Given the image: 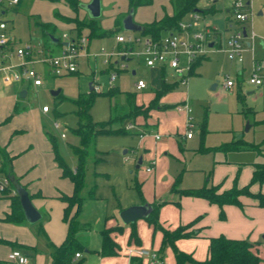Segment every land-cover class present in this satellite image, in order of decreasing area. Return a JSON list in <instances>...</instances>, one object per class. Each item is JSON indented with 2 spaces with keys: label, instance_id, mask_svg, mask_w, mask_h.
I'll return each instance as SVG.
<instances>
[{
  "label": "rangeland",
  "instance_id": "1",
  "mask_svg": "<svg viewBox=\"0 0 264 264\" xmlns=\"http://www.w3.org/2000/svg\"><path fill=\"white\" fill-rule=\"evenodd\" d=\"M230 1L195 2V7L203 9L214 4L213 12H206L204 18L219 30L221 45L231 32L225 28V18L228 16L235 22L233 11H227ZM101 4L99 21L108 32L89 36L88 29H83L82 34L87 36V40L75 72L44 75L43 85L37 88L29 86L24 97L17 96L19 84L0 92V140H10L15 151L14 169L26 173L29 188L39 189L45 195L41 207L43 217L29 224L37 239V249L45 254L50 250L46 221H49L48 228L55 235L66 230L62 221L63 203L57 194L72 191L71 180L61 175L54 161L52 146L44 130L55 135L58 153L66 165L74 169L77 158L72 146L79 144V137L72 127L82 129L86 122L91 121L95 135L87 147L84 184L80 191L83 200L78 214V219L88 226L78 232L84 245L81 257L75 258L78 264H131L130 248L158 251L163 264H177L172 247L161 245L159 226L154 227L145 216L138 217L133 223L121 220L120 206L137 203L156 204L158 223L165 228L191 224V229L198 233L180 237L175 244L194 259H204L208 236L224 234L249 239L259 257L254 264H264V206L257 205L256 200L246 194L239 196L241 205L227 202L220 206L204 196L184 192L204 185H214L220 191L247 185L251 192H264V182H251L256 163L264 162V90L249 81L254 71V60L257 63L255 70L264 74V0H250V4L244 7L250 12V17L239 24L246 28L245 41L250 44H245L243 60L229 59L220 46L210 47L194 71L189 73L187 83L178 81L166 94L165 100L170 103L166 114L153 111L148 116L154 122L151 121L150 128L145 129L144 142L140 141V134L134 129L127 132L100 130L103 126L105 129H118L128 122L137 123V118L125 117L102 123L113 115L123 114L120 107L128 106V93H134L135 101L141 104L148 92L160 89L163 81L173 84L179 80V75L170 68L162 74L159 69L147 66L144 59L134 53L127 54L130 59L121 60L122 54L118 51L126 44L116 40L118 31L109 29L115 26L117 12L127 8V0H101ZM169 5V0L139 5L135 8L134 20L138 21L150 12L159 14L164 9L169 10ZM141 9L145 12H140ZM55 10L68 16L83 17L85 14L81 7L75 12L63 2L50 0H21L19 4L8 7L0 17L6 19L10 34L17 40L10 47L22 46L29 41L38 47L43 42L35 18L55 23V33L59 36L63 31L77 36L70 23L55 18ZM188 16L186 14L183 18ZM252 31L255 33L253 39L249 37ZM119 32L145 34L122 26ZM13 60L19 62L20 58L14 56ZM133 69L135 74H132ZM114 70L118 74L111 82L109 76ZM138 77L148 83L147 88H135ZM226 80L233 83L228 88L224 86ZM112 88L114 90L110 94ZM56 89L60 91L53 95L51 90ZM10 97H18L20 110L3 121L12 112L9 109ZM80 99L89 100L87 108L79 106ZM185 101L189 103L193 122V136L190 138L185 136V115L174 105ZM44 105L48 107L47 111H43ZM146 120L149 119L144 120L145 126L150 122ZM55 121L60 122L59 126H54ZM137 127L142 129L144 126L137 124ZM154 132L161 136L157 145L153 139ZM125 149L128 151L124 152ZM142 153V162L136 167L134 156ZM150 164L153 170L156 168V175L145 171ZM117 224L120 228L113 232V237L118 244V253L102 256L98 252L100 231ZM132 224L138 241L131 237ZM136 258L140 264H150L146 254ZM182 264L192 262L187 259Z\"/></svg>",
  "mask_w": 264,
  "mask_h": 264
},
{
  "label": "trees",
  "instance_id": "2",
  "mask_svg": "<svg viewBox=\"0 0 264 264\" xmlns=\"http://www.w3.org/2000/svg\"><path fill=\"white\" fill-rule=\"evenodd\" d=\"M52 2H63L67 4L73 11H77L80 8L79 0H50ZM197 0H170L172 6L171 13H165L161 18L154 19L151 22H147L142 25L141 32L145 34H150L153 37H158L163 34V31L175 29L178 26L179 20L191 10H200L204 13L213 12V7H206L207 11H203V8L195 7V2ZM153 0H128L129 8H136L139 5L151 4ZM210 9H212L210 11ZM54 16L56 19L70 23L72 29H74L78 35H82L83 29H88L89 36H100L106 34L108 30L103 29L99 17L92 18L87 16L79 17L77 15H65L58 10L54 11ZM36 26L40 29L41 35L43 37V42L48 45L52 42L50 34L56 36V26L53 22H45L38 18L34 20ZM115 26L109 30L118 31L121 27V17H117L115 20ZM200 58L196 59L191 69L195 67ZM171 83L164 82L160 89L154 91V97L149 101L147 105L137 104L135 101L134 93L127 94V104L128 106L120 107L122 108L123 114L113 115L104 123H111L114 120L123 119L125 117L135 118L137 115H142L144 117L148 116V112L153 107H163L164 105H159L160 97L170 88H172ZM114 89L112 88L109 92L112 93ZM89 102V100L87 101ZM83 99L79 100V106L84 109L87 108V103ZM20 110L17 102L14 104L12 112L5 117L3 121H7L12 115ZM73 132L79 137V144L72 146L73 152L76 155L77 163L74 169H70L57 150V141L55 135L45 129V135L47 136L54 155V160L56 161L58 167L61 169V175L68 176L72 183V191L70 193H60L58 197L65 202L63 208V219L67 222V232L63 241L59 244L52 243L49 241L53 250L51 253L52 264H78L77 259L74 258V253L80 251L83 248V243L78 237V232L83 228L88 226V223L83 222L78 219V214L80 211L81 203L83 197L80 195V191L84 184V174H85V162L88 154L87 147L92 141L95 132L93 131V124L91 121L86 122L82 129L72 127ZM102 132H127V128L120 127L118 129H105L103 126ZM0 159H1V169L12 177V159L13 156L9 155L5 147L0 146ZM251 182H264V162H258L255 165L253 174L251 177ZM184 192L192 193L196 195H201L206 197L209 201H215L220 206L224 203H236L241 205L239 196L242 194L250 195L255 200L257 205L264 206V192H251L247 185L242 187H232L227 190H218L216 186H202L196 189H188ZM10 197V209L5 213L4 219L8 221H19L24 219L23 209L20 205L18 195L7 196ZM152 210L145 216L150 224L153 226H159L161 229V245H170L174 251V255L177 264H182L184 260H190L192 264H254L259 261L257 253L254 251V244L247 238H237L229 237L224 234H219L209 237V244L207 248V256L203 260L194 259L190 253L185 252L177 248L175 241L180 237H189L197 234L198 231H193L191 229V224L179 225L174 229L165 228L158 223V207L156 204L152 203ZM40 221V220H39ZM134 222V221H133ZM132 222V223H133ZM42 228V226H41ZM120 228V225H115L112 227H104L101 229V243L98 252L102 256L114 255L118 253V244L113 237V232ZM131 237L138 241V235L132 224ZM131 264H140L136 257H131Z\"/></svg>",
  "mask_w": 264,
  "mask_h": 264
},
{
  "label": "built area",
  "instance_id": "3",
  "mask_svg": "<svg viewBox=\"0 0 264 264\" xmlns=\"http://www.w3.org/2000/svg\"><path fill=\"white\" fill-rule=\"evenodd\" d=\"M18 2L19 0H0V15L5 13L8 7ZM249 4L250 0L230 1V9L233 11L236 24L230 18L228 26L233 28H231L232 30L222 46L229 59L239 62L243 60L242 53L245 44H250L245 41L247 33L244 35L243 31H246V28L239 24L249 19L250 12L244 9ZM204 17V12L192 10L186 19L181 18L179 20L178 26L175 29L164 32L158 37H153L150 34H124L123 32H117L116 40L126 44L124 49H121L118 53L125 55L134 53L141 56L148 66L160 65L162 67H169L179 75L178 81L186 84L193 62L203 57L210 47H212L208 45L209 41L213 40L216 42L218 39V29L207 23ZM250 37L251 39L255 37L253 31ZM62 38L61 49L56 54L46 51L41 43L37 47L30 41L22 46L10 47V44L17 40L10 34L6 19L0 17V86L14 82L24 84L25 86H36L42 83L45 73L59 76L75 72L78 57L83 54L82 51L85 49L87 36L82 34L73 37L67 32H63ZM14 56H18L20 61H14ZM38 63L45 66L46 71L39 68ZM255 65L257 63L254 60V71L249 81L262 87L264 90V74L257 72ZM117 74L118 72L115 70L111 72L109 80L112 82ZM232 84L231 80H226L224 86L228 88ZM135 85L140 89L146 87L147 83L144 79L138 77ZM178 108L184 109L187 113L185 136L191 137L193 122L189 114L191 111L189 103L185 101V103L178 105ZM43 110H48V107L44 105ZM59 124L60 122L58 121L54 122L55 127L59 126ZM155 138L159 139L160 134L155 133ZM151 169V164L145 167L146 171H150ZM11 195H17V188L12 181L11 175L1 169L0 159V197ZM129 252L132 253V256L146 254L150 264H163L158 251L130 248ZM80 256V251L74 253V258ZM6 257L9 262L14 264H31L29 256L20 248H11Z\"/></svg>",
  "mask_w": 264,
  "mask_h": 264
},
{
  "label": "crops",
  "instance_id": "4",
  "mask_svg": "<svg viewBox=\"0 0 264 264\" xmlns=\"http://www.w3.org/2000/svg\"><path fill=\"white\" fill-rule=\"evenodd\" d=\"M21 0H19V2H20ZM80 1V0H79ZM89 0H84V1H82V2H88ZM158 1H161V0H158ZM216 0H214L213 2H215ZM19 2L17 3V4H19ZM153 2H154V0H153ZM127 3H128V0H127ZM169 4H170V0H169ZM16 5V4H15ZM212 5H214V4H211V6ZM170 6V8H169V10H163L162 12H160L159 14H157V11H154V13L153 12H150V13H148V15L147 16H144V17H140L139 18V20L138 21H136V20H134L135 22H138V23H140V24H144V23H147V22H151V21H153L154 19H159V18H161L165 13H171L172 12V6H171V4L169 5ZM81 7V6H80ZM162 7L164 8L165 6L164 5H162ZM207 7V6H206ZM208 7H210V5L208 6ZM82 8V7H81ZM82 9H84V8H82ZM128 10H129V6L127 5V8L125 9V10H120L119 12H117V15H116V17H115V20H116V18L117 17H121V26H122V19H123V17L127 14V12H128ZM198 10V9H197ZM230 10V6L227 8V11H229ZM84 11H85V14H84V16H87L88 14H87V12H86V10L84 9ZM192 11V10H191ZM101 12H102V4H101ZM140 12H145L143 9H141L140 10ZM148 12V11H147ZM190 12V11H189ZM189 12H187L186 14L188 15L189 14ZM207 13H209V12H207ZM134 14H135V9H134ZM134 14H133V19H134ZM185 14V15H186ZM101 15V14H100ZM184 17V16H183ZM182 17V18H183ZM115 20H114V24H115ZM44 21V20H43ZM45 22H51V21H45ZM230 22V17H226L225 18V28L226 29H229L230 31L232 30L231 28L232 27H229L228 26V23ZM171 30H173V29H170V30H166V31H163V33L164 32H167V31H171ZM229 31V32H230ZM64 32V31H63ZM62 32V33H63ZM66 32V31H65ZM118 32H119V30H118ZM62 33H61V35L59 36V35H57V34H55L56 35V37L58 38V41L57 42H51L50 44H48V45H45L44 44V42H40L43 46H44V48H45V50L46 51H48L49 53H53V54H56V53H58L59 51H60V49H61V46H62V41H63V38H62ZM249 37H250V35H249ZM251 38V37H250ZM226 39V38H225ZM248 42V41H247ZM224 43H225V40H224V42H223V44L221 45V43H220V39H219V30H218V39H217V41L215 42L214 41V44H213V46H220V47H222L223 45H224ZM212 46V47H213ZM239 62V61H238ZM41 67H39V68H42V65H40ZM148 66V65H147ZM149 67H151V68H157V69H159L161 72H162V74L169 68V67H162V66H160V65H155V66H149ZM42 70L43 71H46V67L44 66L43 68H42ZM192 71H194V68L193 69H191V71L190 72H192ZM135 73H136V71H135ZM44 75H49L48 73H45ZM50 76H52V75H50ZM49 76V77H50ZM140 78V77H139ZM43 82L44 81H42V83L40 84V85H36V86H33V85H28V86H25L24 84H20V83H16V82H14V83H11V84H8V85H1L0 86V92L1 93H4V91H5V89L6 88H10L11 86H13L14 84H19V85H21V87H20V89H19V91H18V94H17V96L18 97H21V96H19V92L21 91V89H23V88H26V94H25V96L27 95V93H28V90H29V86H31V87H35V88H37V87H40L41 85H43ZM165 81H163V83H164ZM172 84V83H171ZM178 84V80H176L172 85V88L173 87H175L176 85ZM148 87V83H147V85H146V87H144V88H147ZM135 88L136 89H138L137 87H136V85H135ZM144 88H140V89H138V90H141V89H144ZM172 88H170L169 90H167L161 97H160V99H159V105H164L163 107H159V106H157V107H153V108H151L150 110H149V112H148V116H151V113L154 111H156V113L158 114H161V113H164V114H166V112H167V109H168V107H167V105L168 104H170L168 101L166 102V94L169 92V91H171V89ZM154 91L155 90H151L150 92H148L147 93V97L145 98L146 100H144L141 104H144V105H147L148 103H149V101L154 97ZM18 97H13V98H9L10 100V106H9V109H11V111H12V109H13V106H14V104L16 103V102H18L19 100H18ZM24 97V96H23ZM137 104H140V101L138 102H136ZM172 105V104H171ZM174 105H176V108L179 110V111H181L182 113H184V115H185V120H184V122L186 121V118H187V113H186V111L184 110V109H179L178 108V105H180V104H174ZM43 111H45V110H43ZM47 111V110H46ZM9 115V114H8ZM147 116V117H148ZM144 118V116H142V115H137V116H135V118H137V123H135V122H128L126 125H125V127L127 128V130L129 129V130H131V129H134L135 131H137L139 134H140V138H141V142H144L143 141V139L146 137V131H145V129L146 128H150L149 126L151 125V121L152 122H154V120H152L151 119V121H150V118L148 117V118ZM145 119H149L148 121H150V122H148L147 120V125L145 126L144 125V120ZM139 120H141V121H139ZM137 124H139V125H143L144 127L141 129V127H137ZM144 130V131H143ZM17 132H21V131H14V133H17ZM13 133V134H14ZM155 133H158V132H154V134H153V139H154V142H155V145H157V141L160 139H156L155 138ZM193 136V134L191 135V137ZM161 137V136H160ZM190 138V137H189ZM158 143H160L159 141H158ZM0 146H3V147H5V149L7 150V152L9 153V155H11V156H13V159L15 158V151H14V149L12 148V146L10 145V140H0ZM128 151V149H125L124 150V152H127ZM141 155V162H142V157L144 156V153H142V154H140ZM13 159H12V171H13V174H12V177H14L13 178V182L16 184V182H18V183H20V184H22L27 190H28V192H29V194H30V197H31V200H32V202L34 203V205L37 207V209L41 212V214H42V217H43V215H44V210H42V204H43V196H45V195H43L42 193H41V191L39 190V189H37V190H31L30 188H29V180H28V176L26 175V173L24 172H20L19 170H15L14 169V164H13ZM55 161V160H54ZM137 161H138V154L136 155L135 154V156H134V162H135V166H136V164H137ZM56 162V161H55ZM58 166V165H57ZM139 167V166H138ZM58 169H59V171H60V173H61V169L58 167ZM156 168H154V170H153V166H152V169L150 170V171H146L147 173H152L153 175H156L157 174V171L155 170ZM60 193H62L61 191L57 194V197H58V195L60 194ZM65 193V192H64ZM59 198V197H58ZM61 200V199H60ZM62 201V203H63V208H64V205H65V202L63 201V200H61ZM127 205H129V204H126L125 206H120V208H119V210H121L122 208H124V207H126ZM9 209H10V197H7V196H1L0 197V264H14V263H11V262H9L8 260H7V253H8V251L11 249V248H20L23 252H25L29 257H30V262H31V264H52V257H51V253H52V250H53V248H52V246L50 245V243H49V248H50V250L47 252V254H45L44 252H42L41 250H38L37 249V247H36V244H37V239H36V236L34 235V233L31 231V228H30V226H29V224H33V223H30V222H28L26 219H25V217H24V219L23 220H19V221H8V220H6V219H4V216H5V213L6 212H8L9 211ZM41 217V218H42ZM39 221V220H38ZM37 221V222H38ZM62 221L64 222V225L66 226V230L64 231V232H62V234H53L51 231H50V229L48 228V225H49V221H46V229H47V231H46V233H47V236H48V242L49 241H51L52 243H55V244H59V243H61L62 241H63V239L65 238V235H66V232H67V222L66 221H64V219H63V209H62ZM84 222V221H83ZM34 223H36V222H34ZM63 233H64V235H63ZM161 237H162V233H161ZM209 237L210 236H208V243H207V247H206V254H205V256H204V259L206 258V256H207V248H208V244H209ZM238 238H241V237H238ZM82 255V254H81ZM81 257V256H80ZM132 257H138V256H132ZM79 258V257H78ZM131 258V257H130Z\"/></svg>",
  "mask_w": 264,
  "mask_h": 264
},
{
  "label": "water",
  "instance_id": "5",
  "mask_svg": "<svg viewBox=\"0 0 264 264\" xmlns=\"http://www.w3.org/2000/svg\"><path fill=\"white\" fill-rule=\"evenodd\" d=\"M80 6L84 8L88 14L89 17L97 18L101 14V0H89L88 2H80ZM134 14V8H129L127 14L122 19V27L124 29L129 30H142V25L138 22H135L133 19ZM244 35L246 34V31H243ZM52 42H57L58 38L52 34H50ZM214 41L211 40L208 42L209 46H213ZM131 57H128L125 54H122L120 56L121 60L124 59H130ZM117 62V61H116ZM132 74H135V70H132ZM215 84L212 85L214 87ZM60 89L51 90V93L53 95L58 94ZM26 94V88L21 89L19 92V96L23 97ZM141 163V155L138 156V161L136 164V167L139 166ZM16 188H17V195L19 197L20 205L23 209V214L25 219L30 222L34 223L41 219L42 214L37 209V207L33 204L30 194L28 190L20 183L16 182ZM146 204V203H137V204H131L129 206H126L122 208L119 211V216L123 222H133L135 219L141 216H147L150 211L152 210V205ZM264 238V233H263Z\"/></svg>",
  "mask_w": 264,
  "mask_h": 264
}]
</instances>
